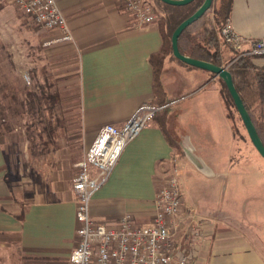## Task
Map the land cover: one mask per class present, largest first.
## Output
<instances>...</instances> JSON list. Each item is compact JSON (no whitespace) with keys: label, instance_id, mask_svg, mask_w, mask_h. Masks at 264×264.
<instances>
[{"label":"crops","instance_id":"0c3cea01","mask_svg":"<svg viewBox=\"0 0 264 264\" xmlns=\"http://www.w3.org/2000/svg\"><path fill=\"white\" fill-rule=\"evenodd\" d=\"M152 1L155 6L156 0ZM57 4L72 39L57 41L48 48L54 56L76 58L78 119L84 143L90 145L106 122L121 126L143 102L161 108L124 145L107 179L93 192L92 217L112 222L128 213L136 222H150L158 186L165 181L166 167L173 165L178 171L184 207L192 205L197 219H205L201 223L204 232L196 240L195 264H264L263 249L233 224L214 217L208 221L204 212L208 205H198L186 192L191 186L184 188V182L191 181L192 176L226 173L214 174L206 163L198 161L203 159L200 152L208 149L203 144L208 133L211 140L218 141L228 140L233 134L226 101V94H230L224 81L207 69L176 58L171 41L170 50H163L161 22L138 25L123 9L122 0H57ZM228 19L241 35L264 37V0H231ZM205 24L215 26L213 12L207 14ZM219 38L220 65L232 73L247 110H259L256 107L263 104L260 95L264 93V54L241 53L224 43L220 33ZM160 52L178 62L161 57L162 62L167 57L163 71L168 66L176 70L172 75L165 73L161 85L156 83ZM255 94L258 101L252 97ZM188 98L193 99L189 105L184 102ZM224 158L229 164L231 157ZM185 159L196 163L195 171L185 167ZM6 163L0 138V264H70L68 257L77 241L71 183L22 202L12 196ZM161 169L164 171L159 175ZM213 198L217 210H229L231 204L219 193Z\"/></svg>","mask_w":264,"mask_h":264},{"label":"rangeland","instance_id":"374dc122","mask_svg":"<svg viewBox=\"0 0 264 264\" xmlns=\"http://www.w3.org/2000/svg\"><path fill=\"white\" fill-rule=\"evenodd\" d=\"M155 9L154 21L161 22L163 7L156 3ZM210 12L213 11H208L205 19ZM54 35L8 0H0V138L6 151V176L12 196L22 202L42 197L41 194L46 196L44 191L59 189L66 183L72 185V178L79 170L77 163L89 146L84 143L79 128L76 58L51 54L48 47L55 42L48 40ZM164 41L163 50H166V36ZM169 55L158 53L157 84H162L165 73L168 76L176 71L171 66L162 70ZM163 56H167L164 62ZM169 59L178 63L172 57ZM24 74L28 75L29 83ZM252 97L258 101L257 94ZM226 98L233 134L228 140L218 141L211 140L208 133L203 141L208 149L200 152L203 159L198 158L214 174L223 170L226 173L192 176L191 181L184 182V188L191 186L186 192H190V199L198 205H208L204 210L208 221L214 217L233 224L264 250V157L251 143L232 99L228 94ZM259 104L256 107L259 110L251 111L257 122L264 112V104ZM225 156L231 157L229 164ZM191 163L186 161L185 167L195 171L196 163ZM166 168L165 181L158 189L167 185L176 169L173 165ZM218 193L231 204L229 210L220 211L214 206L213 196ZM197 209L201 213V208ZM198 216L188 222V227L203 230L201 223L205 219H197Z\"/></svg>","mask_w":264,"mask_h":264},{"label":"built area","instance_id":"2783aa9c","mask_svg":"<svg viewBox=\"0 0 264 264\" xmlns=\"http://www.w3.org/2000/svg\"><path fill=\"white\" fill-rule=\"evenodd\" d=\"M8 1L42 28L55 33L48 42L72 39L57 0ZM122 7L140 26L157 17L152 0H122ZM219 33L224 43L241 53L264 54V37L241 35L228 18ZM23 77L29 83L28 75ZM159 108L143 102L121 126L102 124L77 163L79 170L72 178L77 241L68 257L70 264H195L196 240L204 231L188 227L196 210L192 205L184 207L177 168L167 185L156 191L155 213L150 222H136L128 213L106 222L93 218L90 212L93 192L107 179L124 145L149 124ZM187 237L189 240L184 242Z\"/></svg>","mask_w":264,"mask_h":264},{"label":"trees","instance_id":"16d2710c","mask_svg":"<svg viewBox=\"0 0 264 264\" xmlns=\"http://www.w3.org/2000/svg\"><path fill=\"white\" fill-rule=\"evenodd\" d=\"M231 0H212L211 5L206 11L191 24L186 26L178 36V47L183 54L196 58L208 60L220 64V38L219 30L222 23L228 18L230 12ZM163 7L164 14L161 19V27L164 36L167 37L168 49L170 50V37L176 25L189 14H191L202 2V0H192L186 4L173 5L156 0ZM208 11H213L215 26L209 27L205 24V15ZM192 32L191 30H194ZM31 94V92H29ZM264 104V93L260 95ZM255 124L259 136L264 143V112L260 122L254 119L253 114L249 111ZM262 120V121H261ZM260 123V124H259Z\"/></svg>","mask_w":264,"mask_h":264},{"label":"water","instance_id":"95a60500","mask_svg":"<svg viewBox=\"0 0 264 264\" xmlns=\"http://www.w3.org/2000/svg\"><path fill=\"white\" fill-rule=\"evenodd\" d=\"M161 1L168 3V4H173V5H182V4L188 3L192 0H161ZM211 3H212V0H202L200 5L191 14H189L187 17L182 19L176 25V27L173 29V31L171 33V37H170L172 54L176 58H178V59H180L186 63L192 64V65H195V66H198L200 68H204V69H207V70L213 72L214 74L218 75L224 81L226 88H227V90H228V92H229V94L233 100L235 108H236V110H237V112H238V114H239V116H240V118L244 124L245 130L247 132V135H248L251 143L253 144V146L255 147L257 152L261 156L264 157V143L258 134V131L255 127V124L251 118L249 111L247 110L238 90L235 87L233 77H232V73L230 72V70L226 66L216 64V63L208 61V60H204V59H200V58H196L193 56L183 54L179 50L178 36L182 32V30L186 26L191 24L194 20L199 18L206 11V9L211 5Z\"/></svg>","mask_w":264,"mask_h":264}]
</instances>
